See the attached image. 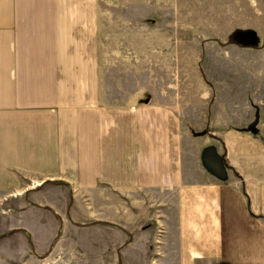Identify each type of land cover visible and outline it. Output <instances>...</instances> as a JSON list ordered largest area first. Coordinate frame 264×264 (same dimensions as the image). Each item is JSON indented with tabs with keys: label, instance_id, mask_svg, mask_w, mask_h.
<instances>
[{
	"label": "crops",
	"instance_id": "1",
	"mask_svg": "<svg viewBox=\"0 0 264 264\" xmlns=\"http://www.w3.org/2000/svg\"><path fill=\"white\" fill-rule=\"evenodd\" d=\"M131 3L180 18L112 39L98 0H0V188L52 239L24 261L264 264V40H211L263 38L264 0ZM187 7H258L259 21L189 20ZM225 59L242 87L214 78Z\"/></svg>",
	"mask_w": 264,
	"mask_h": 264
},
{
	"label": "rangeland",
	"instance_id": "2",
	"mask_svg": "<svg viewBox=\"0 0 264 264\" xmlns=\"http://www.w3.org/2000/svg\"><path fill=\"white\" fill-rule=\"evenodd\" d=\"M131 1L132 0H98L99 31L101 36L110 37L112 39L120 36L126 37L131 35V33L141 36L145 35L146 22L150 19L156 20V23H163L172 19L180 18L177 7L173 10L171 7H130L132 4ZM223 10H227L225 11L226 16L228 17L227 19L229 21L235 19L236 24H248L250 21L258 23L259 21L258 7H187V14L185 13L184 15H187L189 20L195 19L202 21L207 20V18H212L214 22L215 20H217V22H222V16L224 14ZM254 10L257 11L256 15ZM168 28L169 27L166 26L165 29L167 30ZM239 30L253 31L258 37L259 42L261 41V44L263 45V41L261 39L264 40V37L260 38L258 33L250 28H238L229 33L225 39L214 36L211 40L221 46L234 45L228 44L227 42L229 41V36ZM262 45H259L257 49ZM110 46L115 48L114 45ZM227 64L229 65V61L226 59L218 61V73L214 78L217 79L218 84H227V82L232 84L233 80L235 85L242 87L244 84L243 75H239L238 77L236 75L228 77L225 73L219 72L221 68L227 67ZM240 64L242 65L244 62H235V70H241L237 68ZM229 66L232 67V65ZM244 92L242 89L238 88V91L234 93L233 97L230 99L235 100L237 103H243L244 98L242 94H244ZM15 195H17V192L15 191L0 188V264H37L35 260L31 263L24 260L27 256H29V254L30 259L39 256L37 254L41 252L44 244L47 242V245H49L52 239L50 235L46 234L42 230L45 229L40 222L42 214L39 215L36 212H31L29 214H24L21 217L20 215H10L13 213L12 209L15 208L16 210L18 207L17 203L14 202ZM9 199L10 201H6ZM4 211H6L10 216L4 215ZM16 224L30 226V232L32 235L28 236L27 233L24 235L23 232H21V235H14V229H9V227Z\"/></svg>",
	"mask_w": 264,
	"mask_h": 264
},
{
	"label": "trees",
	"instance_id": "3",
	"mask_svg": "<svg viewBox=\"0 0 264 264\" xmlns=\"http://www.w3.org/2000/svg\"><path fill=\"white\" fill-rule=\"evenodd\" d=\"M228 44H234L243 48L257 49L259 39L253 31H236L229 36Z\"/></svg>",
	"mask_w": 264,
	"mask_h": 264
},
{
	"label": "water",
	"instance_id": "4",
	"mask_svg": "<svg viewBox=\"0 0 264 264\" xmlns=\"http://www.w3.org/2000/svg\"><path fill=\"white\" fill-rule=\"evenodd\" d=\"M256 126V123H253L251 126H250V130L253 132V133H256L257 132V129L255 128Z\"/></svg>",
	"mask_w": 264,
	"mask_h": 264
}]
</instances>
